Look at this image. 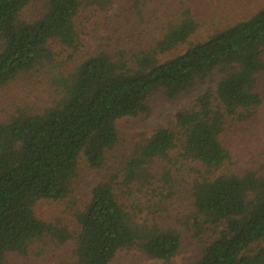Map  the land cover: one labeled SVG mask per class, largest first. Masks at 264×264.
<instances>
[{
    "label": "trees",
    "instance_id": "obj_1",
    "mask_svg": "<svg viewBox=\"0 0 264 264\" xmlns=\"http://www.w3.org/2000/svg\"><path fill=\"white\" fill-rule=\"evenodd\" d=\"M36 1L0 0V89L50 62V45L79 48L80 0H39L42 13L26 17ZM196 31L186 11L153 47L133 49L117 40L110 48L108 38L73 72L55 77L51 106L0 121V264L9 256L29 260L45 240L56 247L74 240L69 264H111L124 250L169 263L182 248L171 215L184 165L205 171L186 190L195 237L210 233L192 264H264V171L227 172L233 156L224 141L228 119L250 121L262 105L264 9L160 61ZM203 87L191 108L177 111L173 129H157L93 188L76 216L75 237L35 216L39 201L69 197L81 156L93 171L108 168L120 141L118 121L148 115L155 95L176 104Z\"/></svg>",
    "mask_w": 264,
    "mask_h": 264
},
{
    "label": "rangeland",
    "instance_id": "obj_2",
    "mask_svg": "<svg viewBox=\"0 0 264 264\" xmlns=\"http://www.w3.org/2000/svg\"><path fill=\"white\" fill-rule=\"evenodd\" d=\"M108 1L111 2V7L105 9L103 0H80L81 11L75 20L79 48L74 50L58 44L50 45L53 54L50 62L43 63L0 89V121H6L19 110L42 112L51 106L57 100L53 83L55 77L73 72L91 50L99 49L108 38L114 39L109 43L110 48L118 46L117 40L133 49L153 47L170 27L181 21L183 13L188 11L197 23V31L186 45L160 57V61L164 62L184 54L191 45L204 42L215 33L245 21L264 9V0ZM42 5L43 2L37 0L26 9L25 16L38 18L42 13ZM209 87L216 90L214 84ZM207 88H201L199 93L186 96L176 104L155 95L149 101L148 115L118 121L120 141L110 155L108 168L93 171L81 156L78 176L69 197L57 202L39 201L34 207L35 216L43 222L66 228L75 237L79 233L76 216L84 212L90 203L93 188L110 177L112 170L120 168L134 147L148 139L157 129H173V119L177 111L191 108L195 99ZM257 92L262 97V105L255 118L245 122L227 120L224 141L233 156L231 163L226 165L227 172L240 173L250 168L261 173L264 171V73L258 78ZM172 157H177V154ZM204 174V169L198 165H184L182 171L176 175L178 182H183L174 192L178 199L176 211L173 210L171 215V222L182 238V248L176 258L165 263L148 259L138 251L124 250L116 255L111 264H192L202 253L210 233L207 232L202 239L195 237L186 190ZM74 248V240L62 247H56L51 241L45 240L33 248L29 260L9 256L8 264H69Z\"/></svg>",
    "mask_w": 264,
    "mask_h": 264
}]
</instances>
